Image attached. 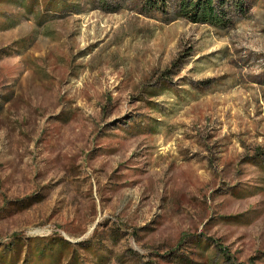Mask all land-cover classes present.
Instances as JSON below:
<instances>
[{
  "label": "rangeland",
  "instance_id": "obj_1",
  "mask_svg": "<svg viewBox=\"0 0 264 264\" xmlns=\"http://www.w3.org/2000/svg\"><path fill=\"white\" fill-rule=\"evenodd\" d=\"M158 1L0 0V264H264V0Z\"/></svg>",
  "mask_w": 264,
  "mask_h": 264
},
{
  "label": "trees",
  "instance_id": "obj_2",
  "mask_svg": "<svg viewBox=\"0 0 264 264\" xmlns=\"http://www.w3.org/2000/svg\"><path fill=\"white\" fill-rule=\"evenodd\" d=\"M236 6L240 7L242 0H237ZM160 3V5H157ZM165 1L159 0L154 8L165 7ZM222 0H181L176 8V16L182 17L193 23L208 24L216 27H225L227 18L223 12Z\"/></svg>",
  "mask_w": 264,
  "mask_h": 264
}]
</instances>
